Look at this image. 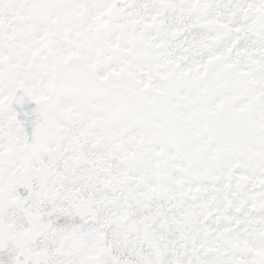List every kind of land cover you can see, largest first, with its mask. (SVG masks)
I'll return each instance as SVG.
<instances>
[{
  "label": "snow or ice",
  "instance_id": "snow-or-ice-1",
  "mask_svg": "<svg viewBox=\"0 0 264 264\" xmlns=\"http://www.w3.org/2000/svg\"><path fill=\"white\" fill-rule=\"evenodd\" d=\"M0 264H264V0H0Z\"/></svg>",
  "mask_w": 264,
  "mask_h": 264
}]
</instances>
